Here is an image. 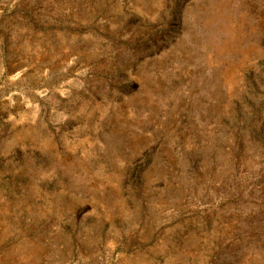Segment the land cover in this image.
Segmentation results:
<instances>
[{
	"label": "rangeland",
	"instance_id": "1",
	"mask_svg": "<svg viewBox=\"0 0 264 264\" xmlns=\"http://www.w3.org/2000/svg\"><path fill=\"white\" fill-rule=\"evenodd\" d=\"M261 103L264 0H0V264H264Z\"/></svg>",
	"mask_w": 264,
	"mask_h": 264
},
{
	"label": "trees",
	"instance_id": "2",
	"mask_svg": "<svg viewBox=\"0 0 264 264\" xmlns=\"http://www.w3.org/2000/svg\"><path fill=\"white\" fill-rule=\"evenodd\" d=\"M263 105H264V103H261V104H260V108H261ZM255 115H256V114H255ZM254 119H255V118H254ZM252 124H253V123H252Z\"/></svg>",
	"mask_w": 264,
	"mask_h": 264
}]
</instances>
